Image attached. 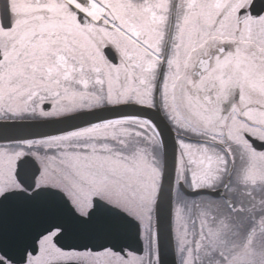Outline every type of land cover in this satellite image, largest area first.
Masks as SVG:
<instances>
[{
    "label": "snow or ice",
    "instance_id": "snow-or-ice-1",
    "mask_svg": "<svg viewBox=\"0 0 264 264\" xmlns=\"http://www.w3.org/2000/svg\"><path fill=\"white\" fill-rule=\"evenodd\" d=\"M0 264H264V0H0Z\"/></svg>",
    "mask_w": 264,
    "mask_h": 264
}]
</instances>
